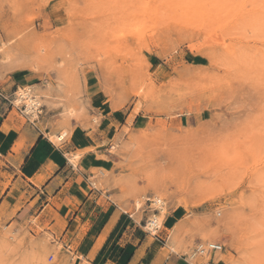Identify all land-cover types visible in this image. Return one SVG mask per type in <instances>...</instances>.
<instances>
[{"label":"rangeland","instance_id":"1","mask_svg":"<svg viewBox=\"0 0 264 264\" xmlns=\"http://www.w3.org/2000/svg\"><path fill=\"white\" fill-rule=\"evenodd\" d=\"M0 93L11 152L38 133L62 153L85 137L66 157L96 155L112 222L126 213L161 255L264 261V0H0ZM11 157L0 145V264H111L98 257L110 227L93 246L59 215H30Z\"/></svg>","mask_w":264,"mask_h":264},{"label":"crops","instance_id":"2","mask_svg":"<svg viewBox=\"0 0 264 264\" xmlns=\"http://www.w3.org/2000/svg\"><path fill=\"white\" fill-rule=\"evenodd\" d=\"M21 72H15L19 74L17 77L25 76ZM4 108L5 105L0 104V145L12 155L11 160L18 161L22 175L30 179L33 193L23 206L30 210V215L51 220V223L59 215L66 223L67 232L73 226L77 227L72 235L82 236L83 240L92 234L93 246L110 227L98 257L108 258L111 264H194L181 256L161 255L157 246L149 245L148 235L135 233L137 224L126 213H121L112 222L119 210L112 199L113 194L102 191L91 180L94 177L91 168L100 165L96 155L85 153L76 164L66 157L90 144L85 137L77 141L78 145L70 147V152L62 153L38 133L19 153L11 152L19 136L15 129L4 130V125L14 127L15 124L9 120V115L2 116ZM83 227L87 229L83 231Z\"/></svg>","mask_w":264,"mask_h":264},{"label":"bare ground","instance_id":"3","mask_svg":"<svg viewBox=\"0 0 264 264\" xmlns=\"http://www.w3.org/2000/svg\"><path fill=\"white\" fill-rule=\"evenodd\" d=\"M18 97H19V99L21 100V99H24V98H26L27 99V109H26V111L28 112V113H34V114H36V108L40 105V101L35 97V96H32V95H30V93L29 92H21L20 93V95H18ZM19 100V101H20ZM65 135H66V133H62V135L60 136H58V139L59 140H62L64 137H65ZM156 203H157V205H159V208L161 209V208H163V201H162V199H160V198H157L156 199ZM163 211H164V209H163ZM220 222H221V225H224V226H226L225 224H226V222H227V219L226 218H223V219H221V220H219ZM220 225V226H221ZM161 226V219H160V216L159 215H153V217L148 221V225L146 226L148 229H150V230H152V231H154V233L157 231V228L158 227H160ZM214 244H216V243H214ZM214 244H211L210 245V248H211V246L212 245H214ZM200 247V246H199ZM174 250V249H173ZM212 250V249H211ZM200 253L201 254H203V253H205L206 252V250L204 249V248H201L200 250ZM212 251H216V250H212ZM218 251V250H217ZM196 251H194L193 253H192V256L191 257H193V256H195L196 255Z\"/></svg>","mask_w":264,"mask_h":264},{"label":"built area","instance_id":"4","mask_svg":"<svg viewBox=\"0 0 264 264\" xmlns=\"http://www.w3.org/2000/svg\"><path fill=\"white\" fill-rule=\"evenodd\" d=\"M211 249L212 250H222L223 249V245L222 244H219V243H216L214 245L211 246Z\"/></svg>","mask_w":264,"mask_h":264},{"label":"clouds","instance_id":"5","mask_svg":"<svg viewBox=\"0 0 264 264\" xmlns=\"http://www.w3.org/2000/svg\"><path fill=\"white\" fill-rule=\"evenodd\" d=\"M261 264H264V261H262Z\"/></svg>","mask_w":264,"mask_h":264}]
</instances>
